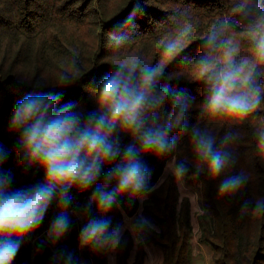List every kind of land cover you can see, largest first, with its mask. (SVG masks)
Returning <instances> with one entry per match:
<instances>
[{
	"label": "clouds",
	"instance_id": "clouds-1",
	"mask_svg": "<svg viewBox=\"0 0 264 264\" xmlns=\"http://www.w3.org/2000/svg\"><path fill=\"white\" fill-rule=\"evenodd\" d=\"M238 37L248 40L251 58L239 54ZM182 54L177 47L173 58ZM190 67L202 85V116L243 120L254 112L264 90L257 83L264 75V0H234L230 14L200 39ZM167 79L160 63L130 55L113 59L111 71L90 92L91 108L63 100L59 89L71 83L63 76L56 88L35 85L16 102L8 121L12 147L0 143V264H14L50 210L36 241L37 250L48 251L49 264H86L84 254L115 264L129 237L141 245L155 229L143 214L155 187L147 160L169 156L183 135L189 137L194 174L217 182L223 197L241 193L249 177L232 171L234 135L218 137L190 124L192 98L173 90ZM255 135L264 153V125ZM13 156L23 176L38 178L17 186L8 167ZM167 168L178 181L189 172L184 160H171ZM78 197H84L82 203ZM133 208L134 214L125 213ZM250 212L264 215V198L251 208L247 201L241 205V215ZM77 222L75 246L68 247L64 242Z\"/></svg>",
	"mask_w": 264,
	"mask_h": 264
},
{
	"label": "trees",
	"instance_id": "trees-1",
	"mask_svg": "<svg viewBox=\"0 0 264 264\" xmlns=\"http://www.w3.org/2000/svg\"><path fill=\"white\" fill-rule=\"evenodd\" d=\"M234 0H0V143L12 147L8 121L16 102L42 85L56 88L60 77L71 80L59 89L63 100L91 108L90 92L111 71L115 58L130 55L160 63L173 90L188 94L193 107L188 114L190 124L211 129L218 137L230 132L235 137L237 157L233 172L243 171L249 181L234 198L223 197L204 175L191 168V148L187 135L180 136L173 153L163 160H147L151 169V191L143 205V214L155 225L143 244H136L133 264H143L146 246L162 255V264H204L201 254L190 255L189 199L181 196L179 185L170 173L171 160H184L189 172L184 185L193 189L202 214L197 215L201 227L199 240L211 249L212 264H264V215L240 214L245 201L254 206L264 198V153L257 146L255 131L264 125V90L256 110L243 120L206 118L200 111L202 85L194 80L191 61L198 54L200 39L220 18L229 15ZM239 54L251 58L249 42L238 37ZM166 43L173 46L165 48ZM183 54L173 58L175 48ZM257 83L264 89V75ZM8 167L17 175V186L38 177L23 176L16 158ZM84 197H78L82 203ZM136 209H125L132 215ZM49 211L33 240L43 235L51 219ZM209 217V226L206 220ZM122 219L116 213V220ZM78 223L64 242L75 246ZM132 238L116 255L115 264H127ZM31 242L17 254L14 264L30 263ZM49 264V255L40 254ZM89 264H108L104 256H88Z\"/></svg>",
	"mask_w": 264,
	"mask_h": 264
},
{
	"label": "rangeland",
	"instance_id": "rangeland-1",
	"mask_svg": "<svg viewBox=\"0 0 264 264\" xmlns=\"http://www.w3.org/2000/svg\"><path fill=\"white\" fill-rule=\"evenodd\" d=\"M168 173H170V172L168 171V168L166 167L165 175H167ZM177 183L179 185L180 195L181 196H187L189 199V202H190V205H189L190 223L192 226V235L190 238V255L194 256L196 254H201L203 256V259H204V264H212V262H211V249L205 243H203L199 240V237L201 235V227L198 225L197 215L202 214L203 212H202V210H200L196 194H195L193 189L184 185L182 180H180V181L177 180ZM206 220H207V223L209 226V221H210L209 217L206 216ZM78 227H79V223L77 226L76 233L78 231ZM75 240H76V234H75ZM36 241H33V243L35 244ZM136 251H137L136 250V244L134 243V241L132 239V241L130 243L129 256L127 259V264H133ZM38 252L40 254L43 252L45 255H49L47 250H42V251L40 250ZM30 255L34 256L33 250H32V253ZM85 261H86V264H89V261H87V260H85ZM143 264H162L161 253L158 250L154 249L152 246H146Z\"/></svg>",
	"mask_w": 264,
	"mask_h": 264
},
{
	"label": "crops",
	"instance_id": "crops-1",
	"mask_svg": "<svg viewBox=\"0 0 264 264\" xmlns=\"http://www.w3.org/2000/svg\"><path fill=\"white\" fill-rule=\"evenodd\" d=\"M41 237L42 236H40L39 238H41ZM39 238H37V239H39ZM37 239L31 241L30 254L32 253V250H33L34 256H31V255L29 256V259H30V263L29 264H37L39 262H43V258H42V256L39 255V252H38L40 250H37L36 243L35 244L33 243V241H36ZM83 259L88 261V259H87V257L85 255L83 256Z\"/></svg>",
	"mask_w": 264,
	"mask_h": 264
}]
</instances>
